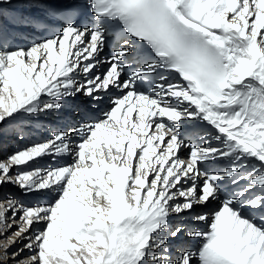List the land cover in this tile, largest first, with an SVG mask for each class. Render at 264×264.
I'll return each instance as SVG.
<instances>
[{
  "label": "snow or ice",
  "instance_id": "snow-or-ice-1",
  "mask_svg": "<svg viewBox=\"0 0 264 264\" xmlns=\"http://www.w3.org/2000/svg\"><path fill=\"white\" fill-rule=\"evenodd\" d=\"M0 264H264V0H0Z\"/></svg>",
  "mask_w": 264,
  "mask_h": 264
},
{
  "label": "bare ground",
  "instance_id": "bare-ground-1",
  "mask_svg": "<svg viewBox=\"0 0 264 264\" xmlns=\"http://www.w3.org/2000/svg\"><path fill=\"white\" fill-rule=\"evenodd\" d=\"M212 207H214V205Z\"/></svg>",
  "mask_w": 264,
  "mask_h": 264
}]
</instances>
